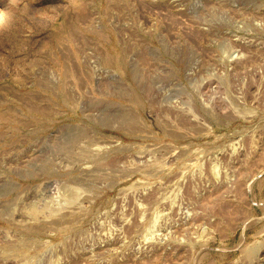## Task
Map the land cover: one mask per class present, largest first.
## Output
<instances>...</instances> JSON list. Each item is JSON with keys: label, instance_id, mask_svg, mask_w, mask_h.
Masks as SVG:
<instances>
[{"label": "rangeland", "instance_id": "obj_1", "mask_svg": "<svg viewBox=\"0 0 264 264\" xmlns=\"http://www.w3.org/2000/svg\"><path fill=\"white\" fill-rule=\"evenodd\" d=\"M0 264H264V0H0Z\"/></svg>", "mask_w": 264, "mask_h": 264}]
</instances>
